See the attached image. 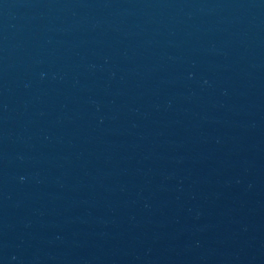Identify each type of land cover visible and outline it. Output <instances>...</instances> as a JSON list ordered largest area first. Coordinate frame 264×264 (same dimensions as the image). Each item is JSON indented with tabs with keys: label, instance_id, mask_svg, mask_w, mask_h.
I'll use <instances>...</instances> for the list:
<instances>
[{
	"label": "water",
	"instance_id": "obj_1",
	"mask_svg": "<svg viewBox=\"0 0 264 264\" xmlns=\"http://www.w3.org/2000/svg\"><path fill=\"white\" fill-rule=\"evenodd\" d=\"M0 264H264V0H0Z\"/></svg>",
	"mask_w": 264,
	"mask_h": 264
}]
</instances>
